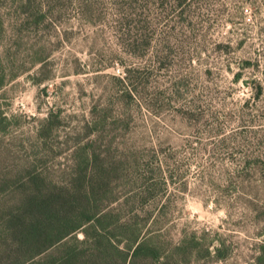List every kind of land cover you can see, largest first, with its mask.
Here are the masks:
<instances>
[{
  "label": "rangeland",
  "instance_id": "374dc122",
  "mask_svg": "<svg viewBox=\"0 0 264 264\" xmlns=\"http://www.w3.org/2000/svg\"><path fill=\"white\" fill-rule=\"evenodd\" d=\"M0 17L1 199L29 171L65 184L89 143L119 192L154 185L168 243L205 239L192 264H264V0H0Z\"/></svg>",
  "mask_w": 264,
  "mask_h": 264
},
{
  "label": "trees",
  "instance_id": "16d2710c",
  "mask_svg": "<svg viewBox=\"0 0 264 264\" xmlns=\"http://www.w3.org/2000/svg\"><path fill=\"white\" fill-rule=\"evenodd\" d=\"M1 66L0 89L9 77ZM91 147L88 143L80 150L85 160L65 184L53 183L38 170L4 180L0 264H192L212 257L205 239L196 236L168 243L161 226L164 215L160 211L155 216L145 207L154 185L119 192L118 173L124 169L114 163L115 169L104 153ZM258 162L264 174V160ZM135 167L138 172L139 162ZM140 182L145 180L137 173L133 184Z\"/></svg>",
  "mask_w": 264,
  "mask_h": 264
}]
</instances>
